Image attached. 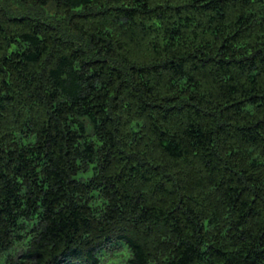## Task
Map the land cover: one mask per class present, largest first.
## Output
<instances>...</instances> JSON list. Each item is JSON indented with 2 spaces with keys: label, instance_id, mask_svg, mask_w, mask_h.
I'll use <instances>...</instances> for the list:
<instances>
[{
  "label": "trees",
  "instance_id": "16d2710c",
  "mask_svg": "<svg viewBox=\"0 0 264 264\" xmlns=\"http://www.w3.org/2000/svg\"><path fill=\"white\" fill-rule=\"evenodd\" d=\"M0 264H264V0H0Z\"/></svg>",
  "mask_w": 264,
  "mask_h": 264
},
{
  "label": "rangeland",
  "instance_id": "374dc122",
  "mask_svg": "<svg viewBox=\"0 0 264 264\" xmlns=\"http://www.w3.org/2000/svg\"><path fill=\"white\" fill-rule=\"evenodd\" d=\"M89 173H90V171H88V172H84V173L81 174V177H84V178H85V177L88 176Z\"/></svg>",
  "mask_w": 264,
  "mask_h": 264
}]
</instances>
